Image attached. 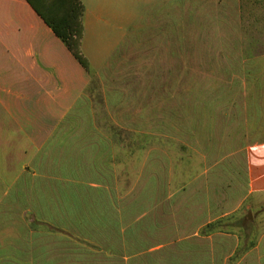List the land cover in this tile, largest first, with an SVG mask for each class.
Instances as JSON below:
<instances>
[{
	"label": "crops",
	"instance_id": "0c3cea01",
	"mask_svg": "<svg viewBox=\"0 0 264 264\" xmlns=\"http://www.w3.org/2000/svg\"><path fill=\"white\" fill-rule=\"evenodd\" d=\"M81 1L89 71L26 0H0V122L9 123L0 131V264H264V232L242 242L223 227L234 211L225 191L215 203L208 193L198 206H166L157 196L138 207L133 191L118 186L116 150L134 147L117 136L130 130L95 125L80 102L92 72L130 39L139 0ZM72 120L78 125H65ZM244 150L239 203L264 190V142Z\"/></svg>",
	"mask_w": 264,
	"mask_h": 264
},
{
	"label": "rangeland",
	"instance_id": "374dc122",
	"mask_svg": "<svg viewBox=\"0 0 264 264\" xmlns=\"http://www.w3.org/2000/svg\"><path fill=\"white\" fill-rule=\"evenodd\" d=\"M134 14L130 39L92 72L80 102L95 125L130 130L117 136L134 147L116 150L118 186L138 207L157 196L198 206L208 193L215 203L225 191L234 211L223 227L242 242L263 233L264 190L236 197L246 192L244 147L264 142V0H139ZM83 173L93 177L89 167Z\"/></svg>",
	"mask_w": 264,
	"mask_h": 264
},
{
	"label": "trees",
	"instance_id": "16d2710c",
	"mask_svg": "<svg viewBox=\"0 0 264 264\" xmlns=\"http://www.w3.org/2000/svg\"><path fill=\"white\" fill-rule=\"evenodd\" d=\"M54 34L66 45L77 61L89 71L90 64L81 50L84 5L81 0H26ZM217 220L206 224L205 232L216 229Z\"/></svg>",
	"mask_w": 264,
	"mask_h": 264
}]
</instances>
